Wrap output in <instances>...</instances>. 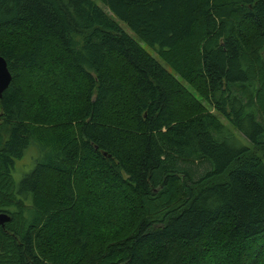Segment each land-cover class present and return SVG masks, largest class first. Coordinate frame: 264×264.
<instances>
[{
    "label": "trees",
    "instance_id": "obj_1",
    "mask_svg": "<svg viewBox=\"0 0 264 264\" xmlns=\"http://www.w3.org/2000/svg\"><path fill=\"white\" fill-rule=\"evenodd\" d=\"M97 1L175 75L93 0H0V264H264V0Z\"/></svg>",
    "mask_w": 264,
    "mask_h": 264
},
{
    "label": "rangeland",
    "instance_id": "obj_2",
    "mask_svg": "<svg viewBox=\"0 0 264 264\" xmlns=\"http://www.w3.org/2000/svg\"><path fill=\"white\" fill-rule=\"evenodd\" d=\"M93 1H95L109 16H111L112 18H114L115 19V17L113 16V15H111V13L107 10V8L101 3V2H99V1H97V0H93ZM116 20V19H115ZM118 23H119V25L131 36V37H133L136 41H138V42H140V44L150 53V54H152V56H154L158 61H160L161 62V64L164 66V68H166L169 72H171L172 74H174L175 75V73L170 69V67L161 59V58H159L157 55H155L154 54V52L149 48V47H147L143 42H141V41H139V39L127 28V26L125 25V24H123L122 22H120V21H118V20H116ZM247 58H249V60L251 61V63L253 64V69H254V74H255V76H256V78L258 79V77H257V73H262L263 71H264V65L263 64H261V61H264V48H257V49H255L254 50V52H251V53H249L248 54V57ZM259 63V65L257 66V64ZM258 69V70H257ZM56 78H58V77H56ZM179 79V78H178ZM40 80V79H39ZM179 81L181 82V83H183V85H185L188 89H190L189 88V86L185 83V82H183L181 79H179ZM59 84H61V82H55V89L54 90H57L58 89V85ZM191 90V89H190ZM192 91V90H191ZM196 95V94H195ZM196 97L198 98V99H200L197 95H196ZM72 103V102H71ZM210 108V107H209ZM62 111V110H61ZM211 112L213 113V114H215V115H217V113L215 112V111H213V110H211ZM61 115H62V113H61ZM218 116V115H217ZM219 117V116H218ZM220 118V120H221V122H225L221 117H219ZM242 140V142L244 143V144H246L247 146H250V144L245 140V139H241ZM34 155V152H33V150L32 151H30V152H28L27 154H26V156L23 158V159H21V160H19V162L16 164V175L15 176H17V174L18 173H20V172H22L23 170H24V168H26L28 165H29V163H30V161H31V156H33ZM14 176V178H16Z\"/></svg>",
    "mask_w": 264,
    "mask_h": 264
},
{
    "label": "water",
    "instance_id": "obj_3",
    "mask_svg": "<svg viewBox=\"0 0 264 264\" xmlns=\"http://www.w3.org/2000/svg\"><path fill=\"white\" fill-rule=\"evenodd\" d=\"M11 81V75L7 68L5 60L0 57V95L2 91L9 85ZM10 220V217L6 213H0V226L4 227V224Z\"/></svg>",
    "mask_w": 264,
    "mask_h": 264
}]
</instances>
